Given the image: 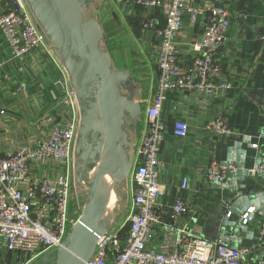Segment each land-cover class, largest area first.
<instances>
[{
    "label": "crops",
    "instance_id": "crops-1",
    "mask_svg": "<svg viewBox=\"0 0 264 264\" xmlns=\"http://www.w3.org/2000/svg\"><path fill=\"white\" fill-rule=\"evenodd\" d=\"M147 1L152 0H93L82 8L84 19L95 20L101 27L99 49L109 54L113 70L125 71L129 75V97L133 103L142 106L137 128L128 130L130 148L126 152L128 173L125 180L134 168L140 142L147 131L146 111L158 79L160 39L156 29L164 26L165 14L158 7H146L140 3ZM12 4L14 0L2 4L0 11L8 10ZM193 6L198 10L195 22L190 21L188 14L184 15L176 36L179 62L187 66L195 57L191 45L203 35L207 22L205 9L223 7L231 20L229 44L218 54L219 79L229 80L231 88L211 95L201 91L166 95L161 111L166 138L160 153L162 164L158 169L164 194L158 201L159 223L153 226L152 238L146 248L154 252L171 249L179 230H183L185 238L227 239L223 241L231 247L252 248L259 242L258 230L264 222V210L261 211L264 208V177L239 176L231 189L221 190L205 179V171L211 163H226L229 156L232 161L240 157L238 150L228 155L238 142H242L247 153L245 170L252 169L256 162H264V0H194ZM149 23L154 27H148ZM41 35L45 44L53 45L42 31ZM56 54V49L51 54L33 50L22 58H13L0 34V77L3 81L0 132L9 128L24 130L37 122L46 109L55 108L60 103L62 93L57 83L61 75ZM175 120L186 122L188 135L185 138L173 137ZM213 121H220L230 134H216L210 128ZM252 145H256V149ZM183 180L187 181L186 189H181ZM127 188L130 198L125 199L120 207L125 220L131 210L135 189L133 173ZM238 197L247 198L248 208L256 206L260 210L261 214H256L253 224H240L239 213L245 211L244 208L236 209L230 218L226 217ZM114 198L117 199L116 196L108 199L110 213L105 221L114 215ZM175 198L189 203L185 215L173 217L171 208ZM231 221H237L238 228L242 229L237 236L226 227L225 223ZM263 250L252 253L251 258H261ZM5 257L9 259L8 254Z\"/></svg>",
    "mask_w": 264,
    "mask_h": 264
},
{
    "label": "built area",
    "instance_id": "built-area-1",
    "mask_svg": "<svg viewBox=\"0 0 264 264\" xmlns=\"http://www.w3.org/2000/svg\"><path fill=\"white\" fill-rule=\"evenodd\" d=\"M194 0L140 2L146 7H158L165 14L164 26L156 29L158 45V79L155 92L146 111L147 131L138 149L133 168L135 189L131 210L118 227L109 223L98 239L91 258L85 264H264L263 258L251 254L264 248V222L258 230L259 242L252 248L234 249L223 240L210 241L197 236L183 237L179 230L174 246L164 252L146 248L152 238L153 226L159 223V198L164 194L158 180L161 167V147L165 141V124L161 111L166 95L179 92H226L231 88L227 79H219L220 49L229 44L230 14L223 7L205 9V29L199 41L191 45L195 57L190 65L182 66L176 36L182 27L183 16L195 22L198 10ZM10 0H0V6ZM148 27H154L149 23ZM0 34L13 58H22L33 50H55L45 44L41 30L31 18L25 1L0 11ZM57 62V58H55ZM58 63V62H57ZM61 80V101L55 108L46 109L41 118L24 130L9 128L0 132V264H31L60 248L77 220L70 213L71 188L76 182L75 147L80 125V111L68 72L58 65ZM3 81L0 77V91ZM210 128L220 136L230 130L220 121ZM172 135L185 138V121L175 120ZM256 149V145H252ZM232 163H211L205 179L221 190L232 188ZM248 176L264 177V162L247 170ZM187 188L183 180L181 189ZM90 190V189H89ZM188 202L175 198L171 212L180 217L189 211ZM254 207L240 217V224L255 222ZM226 217H231L227 211ZM9 255V259L5 257Z\"/></svg>",
    "mask_w": 264,
    "mask_h": 264
},
{
    "label": "water",
    "instance_id": "water-1",
    "mask_svg": "<svg viewBox=\"0 0 264 264\" xmlns=\"http://www.w3.org/2000/svg\"><path fill=\"white\" fill-rule=\"evenodd\" d=\"M25 1L44 35L60 53L77 99L80 111L75 147L79 159L77 169L81 168L84 171L85 166L90 165L98 169L102 164L109 163L118 156L125 165L127 175L126 152L130 148L128 130L134 131L137 128V121L142 116V106L133 103L129 97V75L125 71L113 70L109 54L99 49V41L102 39L99 23L95 20H85L83 17L82 8L93 0ZM112 145L116 147L114 156L109 153ZM242 146V142L235 143L228 151V155L233 151H240V157L232 161L229 156L226 161L232 163L236 169L235 173L229 175L232 185L235 184L237 177L248 176L247 170L244 169L247 153ZM262 163L263 161L256 162L252 168ZM102 173L103 170L94 177L88 193V206L71 228L62 246L52 257H44L41 264H85L91 258L98 239L108 226L106 223H98L93 213L95 208L99 216L103 213L100 195ZM121 175L122 173L120 177ZM81 176L78 175L77 183H81ZM116 197L122 200L121 197ZM246 199L238 197L233 202L230 212L244 208L245 213L250 205ZM254 209L260 211L256 206ZM243 212L239 213L240 217ZM262 213L264 216L263 211ZM225 224L226 227H230L233 235H239V231L242 230L238 228L237 221ZM261 258L264 259V250L261 252Z\"/></svg>",
    "mask_w": 264,
    "mask_h": 264
},
{
    "label": "rangeland",
    "instance_id": "rangeland-1",
    "mask_svg": "<svg viewBox=\"0 0 264 264\" xmlns=\"http://www.w3.org/2000/svg\"><path fill=\"white\" fill-rule=\"evenodd\" d=\"M35 23H36V21H35ZM36 25H38V24L36 23ZM38 28H39V30H41L39 25H38ZM56 58L58 59L57 60L58 65L59 66L63 65V60H62L59 52H57ZM94 170H96L95 167L91 171H94ZM133 171H134L133 169L130 170L129 177L126 180L124 179L120 182L119 181L114 182L112 185L114 194L116 196H119L122 198L121 201L118 199H115V198L112 201V204L114 206V215L106 223V224L112 223V227H115V228L118 227L120 225V223L125 220V216H122V214H120V209H121L120 207H122L121 206L122 204L124 205L125 199L130 198V192L128 191L127 185L130 184V182H131V177H132ZM127 173H128V171H127ZM93 179L90 180L88 174H86L85 178H83L81 180V183H78V185H75V187L71 188L70 213L72 214L73 220H78L82 216L84 209H86V207L88 206V203H89V194L88 193H89V189L91 187V183H92ZM110 205L111 204L109 203V206ZM107 207H108V205H107ZM109 213H110V211L107 208L105 214H103V216L106 215V217L104 216V218L107 219V216L109 215ZM98 218L101 221V216H99V213H98ZM53 255H54V253L52 252V253L48 254L47 256L52 257ZM31 264H41V262H40V260H36V261L32 262Z\"/></svg>",
    "mask_w": 264,
    "mask_h": 264
},
{
    "label": "bare ground",
    "instance_id": "bare-ground-1",
    "mask_svg": "<svg viewBox=\"0 0 264 264\" xmlns=\"http://www.w3.org/2000/svg\"><path fill=\"white\" fill-rule=\"evenodd\" d=\"M109 153L111 156L115 155L116 147L114 145L111 146ZM102 170H103V173H102V179H101V191H100L101 194L100 195H101V201L103 204V213L101 215V222L107 223V221H105V218H104V216H106V215L103 216V214H105L106 209L108 208L107 207L108 199L116 196L114 194V191H113V188L111 185L117 179L121 180L124 178V176L126 175V168H125L124 163H122L117 156V157H114L113 159H111L109 161V163L102 164L100 166V168H98L94 171L90 170L88 172L89 179L90 180L93 179ZM121 173H122V175L120 177ZM93 213H94V216H95L97 222L100 223V220L98 218L97 208L94 209Z\"/></svg>",
    "mask_w": 264,
    "mask_h": 264
},
{
    "label": "flooded vegetation",
    "instance_id": "flooded-vegetation-1",
    "mask_svg": "<svg viewBox=\"0 0 264 264\" xmlns=\"http://www.w3.org/2000/svg\"><path fill=\"white\" fill-rule=\"evenodd\" d=\"M76 162H77L76 163V174H77V176L79 174L82 175L81 176V179L85 178L86 174H88V172L94 168V165L93 166L90 165V166H85V170L84 171L81 168L77 169V165L79 163V159H78V156L77 155H76ZM42 259L43 258L39 259L40 262L42 261Z\"/></svg>",
    "mask_w": 264,
    "mask_h": 264
}]
</instances>
